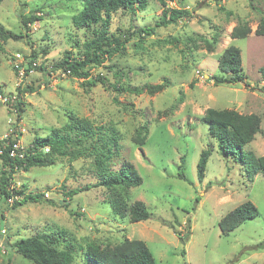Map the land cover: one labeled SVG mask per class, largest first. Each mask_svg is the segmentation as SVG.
Wrapping results in <instances>:
<instances>
[{
	"label": "rangeland",
	"instance_id": "obj_1",
	"mask_svg": "<svg viewBox=\"0 0 264 264\" xmlns=\"http://www.w3.org/2000/svg\"><path fill=\"white\" fill-rule=\"evenodd\" d=\"M164 1L189 16L156 26L162 10L159 0H149L143 10L111 14L107 35H120L126 43L103 63L90 66L87 80L99 77L92 86L49 68L65 51L81 58L85 43L99 30L100 23L89 28L72 24L81 9L79 0L0 2V28L12 34L0 37V89L23 104L18 113L14 101L0 100V141L4 146L14 133L26 148L34 138L52 132L75 141L64 145L67 154L53 155L51 165L11 173L8 190L42 197L33 202L18 195L15 206V201L0 197V264H33L16 252L14 241L36 233L56 236L60 230L76 248L71 264H89L84 256L89 241L104 247L124 238L142 239L155 264H264V173L249 176L232 157H222L201 120L208 107L236 109L239 102L251 101L248 110L260 116V130L244 150L264 154V35L254 34L264 0H221L219 6L209 0ZM239 24H247L251 32L232 38ZM144 26L154 31L142 39L135 32L130 38L123 34ZM229 44L240 50L241 73L250 87L209 79L221 74L217 61ZM16 53L31 69L21 80L12 65ZM32 53L46 71L28 66ZM144 84L163 87L154 93L145 88L140 94L125 91ZM18 88L23 91L17 93ZM74 117L91 123L93 139H83L80 131L68 127ZM141 125L147 137L139 146L133 137ZM111 127L120 135V148L109 165L117 170L128 161L142 177L141 184L129 188L126 201L144 202L150 212L145 220L132 222L128 215L113 214L108 190L95 186L96 150L91 143ZM204 149L210 154L200 178L197 164ZM5 170L0 159V176ZM73 190L77 192L69 196ZM246 200L258 215L222 233L220 219Z\"/></svg>",
	"mask_w": 264,
	"mask_h": 264
},
{
	"label": "trees",
	"instance_id": "obj_2",
	"mask_svg": "<svg viewBox=\"0 0 264 264\" xmlns=\"http://www.w3.org/2000/svg\"><path fill=\"white\" fill-rule=\"evenodd\" d=\"M2 0H0L1 2ZM81 9L72 17V24L76 28H89L100 23L99 30L95 29L96 36L90 41H87L83 47V54L81 58L74 59L71 57L69 51H65L62 59L51 65V70H69L71 77L80 79L92 86L98 80L88 79L90 76L89 68L93 65L103 63L106 58L124 48L126 39H121L120 35H107V28L112 13L118 10H132L134 7L138 10H143L149 0H79ZM213 1L219 6L221 0ZM162 10L159 23L156 26H167L171 23H176L182 16H189L188 11L181 8H169L166 6L164 0H159ZM221 6V5H220ZM223 8V7H222ZM154 31L151 27H139L132 32L124 31L123 34L130 38L133 33H137L141 39L148 36ZM251 32L247 24H239L233 27L230 35L232 38H243ZM256 35H264V13L259 18V21L254 30ZM7 39L12 36L11 33H5L0 28V37ZM217 34L213 40L217 41ZM127 38V39H128ZM35 54L30 56L29 64L31 65ZM218 69L221 71L220 75H211L209 79L213 80L214 84L220 83H239L245 81V76L241 73V54L238 47L229 44L225 47L217 61ZM42 71H46V67L42 64L37 66ZM28 70V69H27ZM262 74L264 70L260 69ZM27 72V71H26ZM49 74V72H48ZM117 83V82H116ZM116 90L115 84L112 85ZM118 86H120L118 84ZM163 84L150 85L144 84L142 87H135L133 89L125 88V91H130L135 94H140L143 88L149 93H154L160 90ZM23 89L17 90L22 92ZM0 93H2L0 89ZM16 98V97H15ZM12 105L16 112L22 111V102L20 100H13ZM17 113V114H18ZM201 120L207 124L208 135L215 139L218 153L225 158L232 157L233 161L241 164L245 172L249 176L257 173H264V155H255L251 150H244V147L249 144L260 130L261 118L255 113H241L235 109H215L208 107L205 109ZM70 129L80 131L82 138H92L94 135L93 126L85 119L72 118V122L68 126ZM145 125L136 128L133 141L135 144L142 146L147 137V129ZM144 129L145 131H143ZM264 133V132H262ZM107 135V136H106ZM106 135H101L103 141L98 146L101 139L92 141L91 148L96 150L94 156V167L97 174V182L95 186H101L108 190L107 198L111 205L113 214L128 215L132 222H138L150 217V212L146 205L141 200H134L130 203L126 201L129 194V188L142 183V177L128 161H125L117 170H112L109 165V160L112 156L119 153V139L120 135L114 127L107 131ZM10 144L13 142L11 136L4 140ZM71 141L67 136L57 135L52 132L50 135L44 137L34 138L30 144L25 148V155L23 158L10 157L8 150L11 145L3 146V141H0V148L3 153L0 154L2 165L7 168L0 176V197L6 200L12 194L21 196L23 201H37L41 194L24 193L23 190H8L10 185L9 179L14 169L27 170L32 166H48L53 163V155H64L66 149L64 145ZM48 146L47 152L43 151V147ZM210 154L209 149H204L199 157L197 164V172L200 178L203 177L205 163ZM180 177L184 178L183 175ZM88 188V187H87ZM81 191V189H78ZM77 191H68L71 196ZM19 204L16 200L13 205ZM258 215L256 206L250 201L246 200L237 205L232 210L228 211L219 221L218 225L222 233H227L245 220L253 219ZM47 235L44 233H36L28 237H20L15 240L13 246L17 253L23 258L33 262V264H71L73 259V252L76 248L69 240L66 241L64 235L65 231H57ZM62 238V239H61ZM84 256L89 260V264H155L152 253L146 246L142 239L124 238L117 244L112 246L105 245L101 247L97 243L89 241L84 246Z\"/></svg>",
	"mask_w": 264,
	"mask_h": 264
},
{
	"label": "built area",
	"instance_id": "obj_3",
	"mask_svg": "<svg viewBox=\"0 0 264 264\" xmlns=\"http://www.w3.org/2000/svg\"><path fill=\"white\" fill-rule=\"evenodd\" d=\"M13 59H14V61L12 63L13 69L17 75V78L21 80L24 77H26L29 72H31V69L28 67L26 68L23 65V57H21V55L19 53H16L14 55ZM27 64H28V66H31L32 68L38 66V63L35 60H32L31 65L29 63H27ZM49 68H51L50 65H49ZM46 69H48L47 66H46ZM60 71H61L62 75H68L69 74V70H66V71L60 70ZM14 98L15 97L6 96V95H3L2 93H0V100L5 101L6 103L12 99L14 100ZM10 135H11V139H13V142L10 144L9 140H7V142L5 143L6 146L11 145V147L8 150V155L10 157L23 158L25 155V147L17 141L18 139L16 138V136H17L16 134L11 133ZM42 149L44 152H47L49 150V147L44 146ZM2 153H3V150L0 148V154H2ZM17 196L18 195L12 194L11 196H9L7 198V200L9 202L13 203L14 201H16L15 199L17 198ZM43 196L48 198L49 197L48 192L43 193ZM2 232H3V230H2Z\"/></svg>",
	"mask_w": 264,
	"mask_h": 264
},
{
	"label": "crops",
	"instance_id": "obj_4",
	"mask_svg": "<svg viewBox=\"0 0 264 264\" xmlns=\"http://www.w3.org/2000/svg\"><path fill=\"white\" fill-rule=\"evenodd\" d=\"M260 83L261 84L264 83V80H261ZM242 84H244V83H242ZM247 86L250 87L251 85L247 84ZM250 102L251 101H248V100H245L244 102H239L237 104L238 106L236 107V109L235 108L234 109L237 110L238 112H241V113H245V112H243L244 110H247L248 111L247 113H254L252 110H248L250 108ZM261 144H262V147H264V143H261Z\"/></svg>",
	"mask_w": 264,
	"mask_h": 264
}]
</instances>
